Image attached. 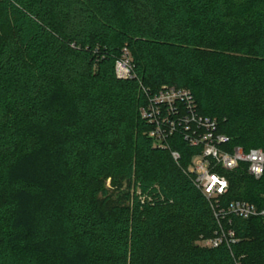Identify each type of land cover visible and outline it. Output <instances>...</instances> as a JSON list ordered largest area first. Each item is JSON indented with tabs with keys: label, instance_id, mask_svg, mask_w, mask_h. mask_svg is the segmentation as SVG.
<instances>
[{
	"label": "trees",
	"instance_id": "obj_1",
	"mask_svg": "<svg viewBox=\"0 0 264 264\" xmlns=\"http://www.w3.org/2000/svg\"><path fill=\"white\" fill-rule=\"evenodd\" d=\"M238 1L0 0V264H264L261 218L197 244L219 228L185 172L199 150L155 147L140 116L144 90L176 86L264 149V0ZM226 177L223 205L264 208V176Z\"/></svg>",
	"mask_w": 264,
	"mask_h": 264
},
{
	"label": "built area",
	"instance_id": "obj_2",
	"mask_svg": "<svg viewBox=\"0 0 264 264\" xmlns=\"http://www.w3.org/2000/svg\"><path fill=\"white\" fill-rule=\"evenodd\" d=\"M115 72L121 80L134 78V64L127 49L117 60ZM144 92L149 100L140 108V116L151 126L148 135L154 140V146L167 149L168 140L180 134L188 147L199 150L185 172L193 177L196 188L209 201L219 228L214 237L201 239L197 244L207 248L237 244L240 240L230 229L233 218L264 220V208L240 200L223 205L222 199L230 187L226 173L245 167L250 177L262 179L264 150L254 148L246 151L240 146H232L231 139L220 131L216 119L199 115L197 103L187 89L164 86L154 95ZM171 154L179 163L180 153L173 151Z\"/></svg>",
	"mask_w": 264,
	"mask_h": 264
},
{
	"label": "rangeland",
	"instance_id": "obj_3",
	"mask_svg": "<svg viewBox=\"0 0 264 264\" xmlns=\"http://www.w3.org/2000/svg\"><path fill=\"white\" fill-rule=\"evenodd\" d=\"M236 1L238 2V4H237V2H236ZM233 5H234V6H236V5L238 6V5H240V3H239V1H238V0H233ZM263 150H264V149H263ZM106 184H107V186H109V184H110V179H109V180H107Z\"/></svg>",
	"mask_w": 264,
	"mask_h": 264
}]
</instances>
